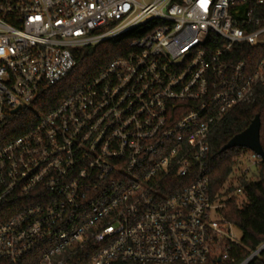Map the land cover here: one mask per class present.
Returning a JSON list of instances; mask_svg holds the SVG:
<instances>
[{"label": "built area", "instance_id": "1", "mask_svg": "<svg viewBox=\"0 0 264 264\" xmlns=\"http://www.w3.org/2000/svg\"><path fill=\"white\" fill-rule=\"evenodd\" d=\"M127 35L125 54L0 146L1 264L235 261L222 209L264 161L246 148L233 191L213 197L211 135L264 98V0H0V134L74 69L75 48Z\"/></svg>", "mask_w": 264, "mask_h": 264}, {"label": "trees", "instance_id": "2", "mask_svg": "<svg viewBox=\"0 0 264 264\" xmlns=\"http://www.w3.org/2000/svg\"><path fill=\"white\" fill-rule=\"evenodd\" d=\"M130 38L131 36L127 35L75 48L73 53L77 63L74 69L60 82L44 87L31 108L10 116L0 134V146L31 128L40 114L56 108L64 99L98 76L112 60L125 54ZM239 58L249 57L247 54H241ZM257 114L261 118L260 140L264 149V98L238 106L223 118L211 135L208 174L213 197L218 196L223 201V197L233 191L230 187L224 193L221 192L236 169L237 158L241 153L237 148L225 152H221V148L234 136L245 131ZM240 183L244 188L243 194L227 199V205L222 209V215L242 231L241 244L233 252L235 261L228 264H241L264 243V163L261 164L257 177L250 180L242 178ZM248 264H264V250Z\"/></svg>", "mask_w": 264, "mask_h": 264}, {"label": "water", "instance_id": "3", "mask_svg": "<svg viewBox=\"0 0 264 264\" xmlns=\"http://www.w3.org/2000/svg\"><path fill=\"white\" fill-rule=\"evenodd\" d=\"M18 109L13 110V113H16ZM260 129H261V118L260 115L257 114L255 118L252 120L250 126L240 134L234 136L228 143H226L222 148L221 152H225L227 150L233 148H247L255 153L262 156L264 161V149L260 140Z\"/></svg>", "mask_w": 264, "mask_h": 264}, {"label": "rangeland", "instance_id": "4", "mask_svg": "<svg viewBox=\"0 0 264 264\" xmlns=\"http://www.w3.org/2000/svg\"><path fill=\"white\" fill-rule=\"evenodd\" d=\"M237 150L239 151V152H242V153H249V151L246 149V148H237ZM250 154V153H249ZM245 167L246 168H249V169H251L252 171H254L255 170V167L253 166V164H252V162H247V163H245ZM234 234H235V236L237 237V240H241V237H242V231L241 230H239V229H235L234 230Z\"/></svg>", "mask_w": 264, "mask_h": 264}]
</instances>
